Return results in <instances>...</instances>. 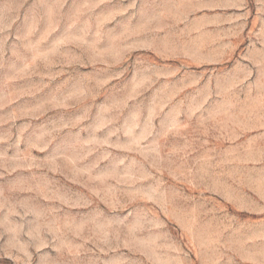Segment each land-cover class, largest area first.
Masks as SVG:
<instances>
[{"label": "rangeland", "instance_id": "obj_1", "mask_svg": "<svg viewBox=\"0 0 264 264\" xmlns=\"http://www.w3.org/2000/svg\"><path fill=\"white\" fill-rule=\"evenodd\" d=\"M0 264H264V0H0Z\"/></svg>", "mask_w": 264, "mask_h": 264}]
</instances>
